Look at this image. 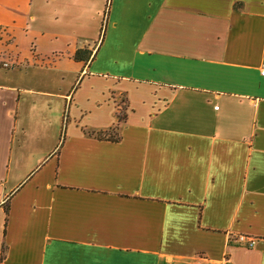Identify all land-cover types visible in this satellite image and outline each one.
Instances as JSON below:
<instances>
[{"label":"crops","instance_id":"obj_1","mask_svg":"<svg viewBox=\"0 0 264 264\" xmlns=\"http://www.w3.org/2000/svg\"><path fill=\"white\" fill-rule=\"evenodd\" d=\"M0 14V264H264V0Z\"/></svg>","mask_w":264,"mask_h":264},{"label":"rangeland","instance_id":"obj_2","mask_svg":"<svg viewBox=\"0 0 264 264\" xmlns=\"http://www.w3.org/2000/svg\"><path fill=\"white\" fill-rule=\"evenodd\" d=\"M0 20H3V17L1 16V14H0ZM6 32H5V29H2V34H5ZM5 42V41H4ZM18 44V43H17ZM20 45V44H19ZM17 48L18 47H12L11 48V46H10V44H7V45H5V44H2V50H3V52L5 51V56H3V58H5L6 60L8 59V57H7V54H10V55H13V56H16V50H17ZM13 60H16V61H14V62H16V63H19V66H21V64L23 63V64H25L26 63V61H23V57H20V59H16V58H13ZM23 66H25V69L28 67L27 65H23ZM1 69V68H0ZM4 70V69H3Z\"/></svg>","mask_w":264,"mask_h":264},{"label":"built area","instance_id":"obj_3","mask_svg":"<svg viewBox=\"0 0 264 264\" xmlns=\"http://www.w3.org/2000/svg\"><path fill=\"white\" fill-rule=\"evenodd\" d=\"M2 63L5 67H8L11 65L9 61H3ZM237 240H239V242H244L248 246H254L256 243L254 238L248 237L246 235H238Z\"/></svg>","mask_w":264,"mask_h":264},{"label":"trees","instance_id":"obj_4","mask_svg":"<svg viewBox=\"0 0 264 264\" xmlns=\"http://www.w3.org/2000/svg\"><path fill=\"white\" fill-rule=\"evenodd\" d=\"M90 55V50L88 49H78L74 55L76 60L87 59Z\"/></svg>","mask_w":264,"mask_h":264}]
</instances>
